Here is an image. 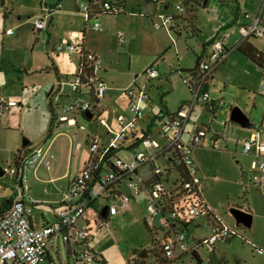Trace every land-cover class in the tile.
<instances>
[{
    "label": "crops",
    "instance_id": "1",
    "mask_svg": "<svg viewBox=\"0 0 264 264\" xmlns=\"http://www.w3.org/2000/svg\"><path fill=\"white\" fill-rule=\"evenodd\" d=\"M57 1L39 0L37 11L33 19H31L34 20L40 16L45 11L46 5H54ZM106 1L115 2L117 0ZM183 1L126 0L123 13H101L97 17L96 20L101 24V30L98 31L87 27L85 18L78 7L80 2L78 3L76 0L73 3L59 0L54 13L62 11L63 14L72 19L83 18V29L81 31L69 29V33L64 40H67V38L69 40L72 33H77L79 35L78 41L83 49L94 52L100 57L102 67L98 74L106 80L108 88L102 102L104 110H102L101 116H97L91 121L95 122L105 113H113L118 130L120 126L117 121V115L122 114L127 118L130 117L128 109L129 99L125 94V88L128 85H136L137 83H141L144 85L143 87H146L152 81V79H147L144 74L148 66L155 65L161 75L157 78L159 84L154 90L158 94L163 82H165L171 91L173 102L170 103L168 101L164 107L159 109L160 116L153 113L154 116L151 118L145 113L144 117L139 121V130L155 129L152 127L156 126L157 119H160L165 114L176 112L190 98V91L184 82L187 76L186 69L194 68L197 57L203 58L206 55L213 40L222 39L224 41L226 57L214 71L209 86L211 103L216 106V109L211 112L207 105L196 106L186 125V132L191 133L205 129L202 143L193 147L192 155L197 165L199 176L203 180V198L210 209V213L206 214L211 220V225L213 221L217 220L234 231L231 237L220 241L229 243L232 242L235 236H238L242 240L249 242L252 247L257 246L256 248L264 250V195L261 189L251 181L254 173L253 164L259 161L261 157H264V65L260 66L237 47L239 41L244 40V42L264 54V41L256 36L243 38L238 28L239 24L248 22L244 17L245 12H249L253 16L260 13L264 0H196L192 11L189 13L193 17L194 33L187 31L186 22H184V27L187 28L186 32H183L181 36H176L173 31L171 33L164 27H155L154 23L160 21V14L177 13L175 6L180 2L183 3ZM130 2H132V5ZM0 8L3 12V32L6 35H11L7 34L6 30L13 28L11 26L5 28V24L13 18V1L4 0L2 4L0 0ZM54 13L48 19V25L45 29L36 30L32 23V28L37 34L42 32L46 34L47 43L58 28L55 24ZM262 18L264 20V12L262 13ZM118 32L124 33V42L121 44L117 41ZM107 37H110L109 42L105 39ZM179 42H182V44ZM190 53H192V56ZM65 54L75 69L66 66L65 63H61L59 66L52 62L50 68L49 66L46 68L47 71L49 69L54 71L56 81L52 86V90L47 94L49 122L45 132L35 137H26L27 133L24 130L17 125L10 124L8 121L11 116L15 115L12 106L7 109L9 111L8 114H5V109L0 107V169L2 171L0 175V206L4 205L3 210L10 206L16 190L14 180L4 175L2 167L13 162L19 153L29 152L38 146L47 150L52 156L50 167L38 163L29 174V194L36 200V202L28 204L31 209L30 222L34 228H41L55 220L56 212L62 206L63 195L69 188L71 178L79 174L94 158V155L89 150L93 139L97 138L100 144L107 145L110 138H112L109 130H107V136H103L98 129L89 132L84 123L86 121L81 116L76 119L75 125L58 120V117L64 114L62 107L76 97V93L67 90V85L64 82L74 80L80 59L79 53ZM56 56L59 57L60 53H56ZM140 76H145L146 80L141 79ZM180 83L184 86V90L178 89L181 85ZM0 87L8 98L4 92L5 87L1 85ZM116 89L123 91L122 96L126 102L127 109L119 111L111 107L115 103V96H117L114 92ZM144 91L146 92V89ZM146 100L152 103L150 95ZM160 100L161 104H163L164 99L161 97ZM50 102L53 104L57 120L54 121V127L49 134ZM56 103L61 105L59 113L55 110ZM18 104L20 107L23 106L20 102ZM236 107L247 117V125L238 123L231 118L232 110ZM110 108H114L115 111L113 112L112 109L110 111ZM91 121L86 123L90 124ZM253 134H257V146L254 145L248 153H244L243 142ZM24 139L28 140L26 145L23 144ZM216 142L217 144L214 145ZM131 145L134 146L128 148ZM85 146L88 147L89 154L84 149ZM121 146L123 148L118 154L119 157L123 158L120 155L121 152H129L128 157L125 159L131 158L136 150L141 148L131 137L123 141ZM207 152L213 156H228L233 165V173H236L234 176L235 180L231 183L237 189L231 190L233 195L231 193L228 194L225 202L226 209H224L223 202L213 192L217 182L221 180L217 175L213 174L219 168L215 167L212 170V168L208 167ZM202 164H204L203 168ZM90 186L98 188L97 183H92ZM118 188L123 193L130 194L126 181L119 182ZM143 194L147 201L146 193L141 192L139 195L132 197V202L127 210H133L137 203L143 204L141 198ZM110 201V197L105 195L95 200L86 209L80 222L86 223L90 232H92V221L90 216H88V211L93 208L97 214L95 225L102 227L108 223L110 218L114 217L107 218V205ZM234 208L251 214L249 225L236 220L233 213ZM223 209L225 214L233 220V228L220 216V212ZM143 213V219L146 220L148 214L147 205L145 208L143 206ZM103 221H107L106 224H103ZM92 240L91 235L90 247L97 255V264H103L107 261V258L103 252L95 249ZM62 244H64L62 241L53 238L48 246L49 257L46 264H50L52 261L57 263L54 257L55 254L60 259L61 264H64L61 259ZM200 247L202 245L197 247V252ZM82 248V245L77 247L78 250H82ZM254 251L256 252V250ZM66 254L68 256L66 264H71L67 248ZM134 255L135 253L130 258ZM99 256L101 257L100 259ZM236 263H241V260L237 259Z\"/></svg>",
    "mask_w": 264,
    "mask_h": 264
},
{
    "label": "built area",
    "instance_id": "2",
    "mask_svg": "<svg viewBox=\"0 0 264 264\" xmlns=\"http://www.w3.org/2000/svg\"><path fill=\"white\" fill-rule=\"evenodd\" d=\"M157 1V0H153ZM94 6L87 0H82L78 7L83 13L88 28L101 30V24L96 19L101 13H117V2L96 3ZM57 5H46L45 11L33 20L36 30L45 29L48 19L57 9ZM178 12H184L183 3L176 6ZM264 4L258 15L244 13L248 20L239 24L238 28L243 36H256L264 41V20L262 13ZM171 13L159 15V22L155 27H164L172 33ZM93 20V21H91ZM7 34L14 33L7 29ZM79 35L72 33L67 42L54 47L56 53H79L83 65L78 62L77 73L70 82L76 97L62 107L64 114L58 117L60 122L70 125L76 124V119L82 113L91 109L90 94L92 93L100 103L106 95V80L98 74L102 67L100 57L91 51H85L78 41ZM118 43L124 42V33H117ZM226 49L222 39H215L206 55L200 60L195 74L187 73L184 82L190 91V98L172 114H165L158 120L152 130H139V121L144 117L143 102L148 97L139 87L125 88L129 99L128 109L130 117L117 115L119 130L110 138L107 145H102L94 138L89 146L94 155L93 160L100 161L110 147H118L123 141L131 137L141 147L129 159L118 157L114 160V170L100 173L98 179L92 174V162L79 174L74 175L69 183L67 192L63 195L62 206L56 212L54 221L41 228H34L30 222L31 209L29 203L36 200L29 194V174L36 164L42 163L50 167L52 156L42 147H34L29 152L19 153L15 160L2 167L4 175L14 180L16 193L13 196L8 211L0 218V264H46L49 243L54 239L62 241L68 249L71 264H97V255L90 247L91 232L86 223H81L86 209L95 200L103 196L110 197L107 205V218L117 215L129 208L132 197L145 192L147 195L146 223L151 228L156 217H159L160 229L164 236L158 240L164 257H178L190 251L188 245L189 226L203 213H210L203 198L204 184L199 176L197 165L193 159V147L202 143L205 129L196 132H186V125L198 105L211 103L209 86L216 68L224 61ZM84 63L90 68L92 87L83 85L87 76ZM144 74L147 79L159 78L160 72L155 65L148 66ZM14 100L8 99L0 87V107L9 109L15 105ZM114 112L115 109L113 108ZM71 115V116H70ZM217 142L214 144L216 145ZM257 146V134H253L243 142V152L248 153L253 146ZM254 173L251 181L261 189L264 195V157L253 164ZM127 182L130 194H125L118 188L119 182ZM97 183L98 188L90 186ZM169 202L170 210L160 212L163 201ZM106 224V221H103ZM234 231L220 221H213L212 233L208 239L197 240L194 247L203 245L213 246L216 242L233 235ZM82 245V250L77 247ZM193 247V248H194ZM256 252L264 254L261 248ZM50 264H57L55 261ZM203 264V263H200Z\"/></svg>",
    "mask_w": 264,
    "mask_h": 264
},
{
    "label": "rangeland",
    "instance_id": "3",
    "mask_svg": "<svg viewBox=\"0 0 264 264\" xmlns=\"http://www.w3.org/2000/svg\"><path fill=\"white\" fill-rule=\"evenodd\" d=\"M13 1V18L11 21L6 22L5 28L11 26L14 33L6 35L3 25V12L0 8V85L4 86V92L9 99L16 102L12 106L14 110V116L9 118L10 124L19 126L27 133L28 136L41 135L42 132L47 130V124L49 122V111L47 107V94L52 90V86L56 81L54 71L46 70L47 66L50 68L51 62L59 65L65 63L66 66H70L73 69L74 66L70 62L68 56L65 53H60L57 57L54 52L55 45L67 42L65 36L69 33V29H77L81 31L83 29V18H70L60 12H55V24L58 26L54 31L52 38L47 43V36L44 32L37 34L32 28L33 16L37 11L39 0H8ZM68 3H73L74 0H65ZM78 3L82 0H76ZM132 5V2H130ZM82 16L83 13L81 12ZM19 16H21L19 18ZM32 18V19H31ZM72 22V23H71ZM108 26V25H107ZM113 35V34H111ZM110 36V35H109ZM108 42L110 37L105 38ZM106 43V42H105ZM182 44V42H179ZM106 45H108L106 43ZM192 56V53H190ZM141 79L146 80L145 76H140ZM67 85V90L72 92V86L70 82H64ZM159 84L157 79H152L150 83L143 87L141 83L136 85H128V87L139 86L143 91L146 89V95L151 96V102L144 100L143 110L151 118L153 113L159 115V109L164 107L166 102L172 100V94L168 85L163 82V86L159 89L158 94L154 90ZM181 84V83H180ZM177 88V87H176ZM179 90H184V86L181 84L178 87ZM111 92V90H110ZM115 100L111 107L117 110H124L126 108V102L123 98V91L121 89L114 90ZM164 99V103L161 104L160 98ZM71 98V97H69ZM73 100V99H72ZM23 106L20 107L18 103ZM60 104L56 103L55 110L57 113L60 111ZM112 108H110L111 111ZM5 114H8V110L5 109ZM87 130L98 129V131L104 136H107V130L112 137L118 130L117 122L114 114L105 113L98 120L91 121L90 124L84 122ZM96 123V124H95ZM158 123V120H156ZM97 125V126H96ZM32 137V138H34ZM89 154L88 147H84ZM206 158L208 167H218V171L213 173L220 178L221 181L217 182V186L214 189V193L224 204L226 209V198L231 190L237 187L232 184L234 176L233 165L231 160L226 155L213 156L209 155ZM206 153V154H207ZM129 152H121V156L125 159L128 157ZM202 164V168H203ZM233 195V193H231ZM142 203H137L133 210L121 211L117 216L109 219L108 223L102 227L95 225V218L97 214L93 208L88 211V216L92 221V241L95 249L103 252L107 261L103 264H161V261L165 258L172 260L168 264H198L197 260L193 257L189 251L185 255L178 257H164L161 250L156 249L158 240H161L164 236V231L160 229L159 217H156L154 225L149 229L146 225V221L143 219V206L147 205L145 195L141 196ZM143 205V206H142ZM220 212V216L226 220L230 227H232L233 220L225 214V210ZM227 212V211H226ZM148 215V214H147ZM222 220V219H221ZM235 229V228H234ZM243 232L242 230L238 229ZM188 245L190 250L195 246L196 240H205L211 236L212 225L211 220L208 218V214L203 213L199 219L195 220L189 226L187 231ZM240 237L235 236L232 242L218 241L213 246L203 245L198 248V254L203 264H264V255L255 252V248ZM136 251V254L131 255ZM225 252V254H224ZM156 256H159L157 259ZM55 260L58 264H61L60 259L55 254ZM66 247L62 244L61 259L62 263L67 262ZM101 257L99 256V259ZM130 258V259H129ZM240 259L241 263H236V260ZM102 264V263H99Z\"/></svg>",
    "mask_w": 264,
    "mask_h": 264
},
{
    "label": "trees",
    "instance_id": "4",
    "mask_svg": "<svg viewBox=\"0 0 264 264\" xmlns=\"http://www.w3.org/2000/svg\"><path fill=\"white\" fill-rule=\"evenodd\" d=\"M89 1L91 4H95L94 6H98L96 3L98 2H103L104 0H87ZM153 1V0H152ZM196 0H184L183 1V5L185 7V11L184 12H178L173 14L172 17V29L171 31H173V33L176 36H181L183 32H186L185 30L187 29V31H189L190 33H194L195 32V25L193 23V17L189 15V13L192 11V7L193 4L195 3ZM4 0H1V3L3 4ZM117 4L119 5V11L117 13H109V12H105L108 14H120L124 12V6H125V2L126 0H117L116 1ZM156 2V1H153ZM59 3V0L53 5H57ZM184 22H186L187 28L184 27ZM238 49L243 52L245 55H247L251 60H253L254 62H256L257 64H259L260 66L264 65V54L259 52L258 50H256L255 48H253L252 46H250L249 44H247L246 42H244V40L239 41L238 45H237ZM202 58L197 57V61H196V65L194 66V68L192 69H186V72L189 74H195V70L197 69V66L200 62ZM80 63H82L83 65V59H80ZM85 65V63H84ZM84 71L86 72L87 76L85 77V79H83V85L87 88H91L92 87V81L90 80V76H91V70L90 68H88L86 65L84 66ZM60 81V79H59ZM90 101L92 103V107L91 109H89V111H87L86 113H82L80 116L86 121V122H90L91 120H93L95 117L97 116H101L102 114V110H104L102 108V103H100V101L91 93L90 94ZM207 106L209 107V110L211 112H214L216 109V106L213 103H209L207 104ZM49 109H50V124H49V131L48 133H51V129L54 127V121L57 120L56 114L54 112V107L52 102L49 103ZM88 114H90L91 116H89ZM134 145L129 146L128 148H132ZM122 146L121 144L118 147H110L108 149V151L105 153V155L103 156V158L100 161H95V160H91L92 162V174L94 179H98L100 173H103L105 171L108 170H114V160L117 159L119 156V152L120 150H122ZM171 200H166L163 201L162 203V208L160 210V212L162 214H165V212H168L170 210V206H169V202ZM9 204V202H8ZM3 206H0V218L8 211L9 206L3 210ZM107 222V221H106ZM147 225V223H146ZM147 227L150 229V227L147 225ZM232 235H230L229 237H231ZM160 249L161 252L163 254V251L161 249V247L159 246V244H156V249ZM190 252L192 253L193 257L197 260V263L200 264L201 263V258L197 252V248L194 247L190 250ZM136 254V251L134 252ZM186 254V253H185ZM183 254V255H185ZM182 256V255H180ZM156 258L158 259L159 256H156ZM161 261V264H168L170 263L172 260H169L167 258L165 259H161L159 260ZM133 264H135V261L133 260Z\"/></svg>",
    "mask_w": 264,
    "mask_h": 264
},
{
    "label": "water",
    "instance_id": "5",
    "mask_svg": "<svg viewBox=\"0 0 264 264\" xmlns=\"http://www.w3.org/2000/svg\"><path fill=\"white\" fill-rule=\"evenodd\" d=\"M89 116H91L90 114H88ZM231 118L238 122V123H241L243 125H247L248 124V119L247 117L245 116V114L239 109V108H235L232 110V116ZM28 143V140L27 139H24L23 140V144L26 145ZM1 169H0V175L2 174L1 173ZM233 213H234V216L236 218V220L238 221H241L243 222L245 225H249L250 222H251V214L248 213V212H245L243 210H240L238 208H234L233 209Z\"/></svg>",
    "mask_w": 264,
    "mask_h": 264
}]
</instances>
